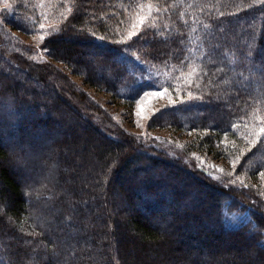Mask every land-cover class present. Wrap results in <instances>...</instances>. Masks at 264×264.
Returning a JSON list of instances; mask_svg holds the SVG:
<instances>
[{
    "label": "trees",
    "instance_id": "trees-1",
    "mask_svg": "<svg viewBox=\"0 0 264 264\" xmlns=\"http://www.w3.org/2000/svg\"><path fill=\"white\" fill-rule=\"evenodd\" d=\"M2 1L0 264L263 263L264 0H64L55 30ZM58 63L130 105L174 89L151 125L191 139L126 131Z\"/></svg>",
    "mask_w": 264,
    "mask_h": 264
},
{
    "label": "rangeland",
    "instance_id": "rangeland-1",
    "mask_svg": "<svg viewBox=\"0 0 264 264\" xmlns=\"http://www.w3.org/2000/svg\"><path fill=\"white\" fill-rule=\"evenodd\" d=\"M3 3L7 2L9 8L13 7L18 8L20 5L23 9L28 12L34 13L37 16H42V25L46 27L47 30H55V25L58 24L59 19L64 15L65 2L64 0H3ZM59 3L58 5L56 3ZM13 3V4H12ZM5 7V6H4ZM13 10V9H12ZM2 11V10H1ZM19 12V9H18ZM146 16H143L142 13H134L132 21L130 23V30L132 33H135L137 29L140 28L143 24V20ZM142 21V22H141ZM41 27V26H40ZM39 27V28H40ZM12 38L16 41V45L21 48L28 49V54H33L37 59H43L44 54L40 51L37 42V34L34 39L30 37L29 34L25 33L21 29H13L10 32ZM45 33V32H44ZM64 71L65 74H68L69 77L76 83V86L85 92L95 103L101 105L103 109L112 116V119L118 124L121 125L126 131H130L141 139H146L148 141L154 140V142H165L166 145L170 146L172 140L183 141L191 139L193 132L186 131H174L173 129L154 127L151 125V119L158 115L166 106L171 105L173 102L172 99L175 98L172 91L174 89L166 88H152L144 92L137 101L130 105L121 100L120 98H115L108 94L105 91H100L94 87H91L83 78L70 72V70L65 67L64 64L58 63ZM187 77V81L191 85L193 83L192 79L196 77V71L193 72V69H184L183 71ZM159 73H163L165 76H169L165 70H159ZM191 73V75H189ZM184 77V78H185ZM180 85V78L177 77ZM177 89H180L177 87ZM69 99V98H68ZM70 103L72 99H69ZM76 105V104H75ZM86 119V117H83ZM88 118V117H87ZM114 131L113 129H110ZM183 139V140H181ZM206 162L210 169L217 175H222V173H227L230 169L233 168V160H230L224 156L210 155L203 160ZM163 170L165 171L170 168L169 165H162ZM223 170V171H221ZM240 172V170L238 169ZM145 171H142L144 173ZM189 182L193 187H198L199 189L205 186L207 189H210L209 186L204 185V182L197 178L196 176L189 173ZM205 188V189H206ZM261 264H264L261 263Z\"/></svg>",
    "mask_w": 264,
    "mask_h": 264
},
{
    "label": "snow or ice",
    "instance_id": "snow-or-ice-1",
    "mask_svg": "<svg viewBox=\"0 0 264 264\" xmlns=\"http://www.w3.org/2000/svg\"><path fill=\"white\" fill-rule=\"evenodd\" d=\"M150 7H151V6H150ZM141 22H142V21H141ZM43 27H44V26H43V25H41V28H43ZM40 39H41V40H43V39H44V37H43V36H41V37H40ZM194 71H195V69H193V72H194ZM189 75H191V73H189ZM221 171H223V170H221ZM262 175H264V174H262ZM238 179H239V178H238ZM234 182H235V181H234Z\"/></svg>",
    "mask_w": 264,
    "mask_h": 264
}]
</instances>
